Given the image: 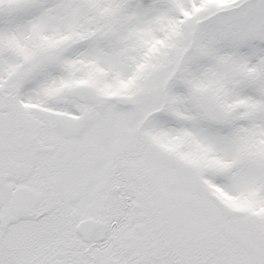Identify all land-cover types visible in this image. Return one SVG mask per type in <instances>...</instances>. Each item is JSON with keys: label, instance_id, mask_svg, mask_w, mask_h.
<instances>
[{"label": "snow or ice", "instance_id": "obj_1", "mask_svg": "<svg viewBox=\"0 0 264 264\" xmlns=\"http://www.w3.org/2000/svg\"><path fill=\"white\" fill-rule=\"evenodd\" d=\"M0 264H264V0H0Z\"/></svg>", "mask_w": 264, "mask_h": 264}]
</instances>
